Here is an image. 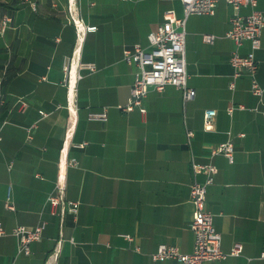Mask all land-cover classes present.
<instances>
[{
  "label": "crops",
  "instance_id": "obj_1",
  "mask_svg": "<svg viewBox=\"0 0 264 264\" xmlns=\"http://www.w3.org/2000/svg\"><path fill=\"white\" fill-rule=\"evenodd\" d=\"M257 8L264 13V0ZM168 9L183 16L180 0H0V264H177L151 253L160 243L192 251V162L216 167L205 208L221 250L242 246L204 264H264V92H250L248 75L228 85L232 7L218 0L213 14L185 19L192 99L166 85L148 90L144 113L119 108L137 70L123 49H147V34ZM3 17L9 21L1 29ZM90 25L96 29H83ZM238 50L246 54L249 43ZM254 57L264 87V27ZM101 111L105 120L90 117ZM226 141L232 161L212 152ZM57 184L66 201L78 202L76 212L51 214L46 199ZM8 195L13 210L4 206ZM42 221L30 253H18L12 228Z\"/></svg>",
  "mask_w": 264,
  "mask_h": 264
},
{
  "label": "built area",
  "instance_id": "obj_2",
  "mask_svg": "<svg viewBox=\"0 0 264 264\" xmlns=\"http://www.w3.org/2000/svg\"><path fill=\"white\" fill-rule=\"evenodd\" d=\"M182 4L183 16L178 17L173 9H168L163 13L162 21L157 28L147 34L148 48H144L138 43L129 48L123 49V59L128 64H135L137 70L134 72L130 88V95L125 105L119 106L121 110L130 111L137 108L141 113L145 112L142 101L148 90L153 88L161 91L166 85H173L182 92L184 100L194 97L195 91L186 84L187 73L185 68V31L184 24L188 15H210L215 11L218 0H180ZM233 9L230 17V27L225 32V36L234 42V49L229 57L232 68L229 87L234 88L235 79L243 75L250 76V92L260 97L264 92L255 78L257 62L254 57V50L260 46L261 29L264 27V13L257 8V0H225ZM241 7H248L249 11L241 13ZM8 17H3L1 29H4ZM84 30L94 31L95 25L84 26ZM215 38L214 34L204 33V42L211 43ZM247 41L250 51L241 54L238 48ZM92 68L91 65H88ZM4 99L0 95V106ZM27 103L19 100L18 109L23 110ZM243 108L242 105L239 106ZM40 113H42L40 111ZM215 110H206L203 115V124L209 127ZM90 117L100 120L106 119L105 111L90 113ZM34 126V125H32ZM27 128V138L31 127ZM191 132H187L189 137ZM1 139V136H0ZM233 147L229 141L222 142L212 149L213 153H222L232 161ZM192 182L190 184V201L193 206L190 229L193 232V248L189 253L181 252L174 245L160 243L156 250L151 253L152 260L174 259L177 264H204L206 261L221 259L227 255H238L242 246L236 242L232 245L229 252H223L220 248L221 235L214 228L212 213L205 208L206 188L211 184L216 173V167L211 163L200 164L192 162ZM203 174V181L197 180L198 174ZM62 184L56 185V192L47 196V203L50 206L51 214H58L60 217L66 211L76 212L78 202L66 201L62 195ZM5 208L14 209V204L9 195L4 203ZM45 222L42 221L34 227L17 225L12 228L11 233L17 238V252L28 255L30 253V243L41 237ZM3 229L0 227V234ZM127 240H131L129 234L123 235Z\"/></svg>",
  "mask_w": 264,
  "mask_h": 264
}]
</instances>
